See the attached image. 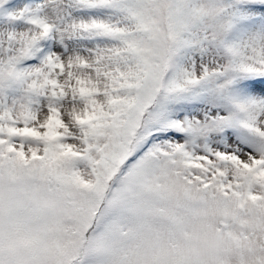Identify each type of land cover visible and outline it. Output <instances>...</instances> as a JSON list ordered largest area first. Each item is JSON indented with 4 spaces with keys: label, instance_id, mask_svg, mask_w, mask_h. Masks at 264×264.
<instances>
[{
    "label": "snow or ice",
    "instance_id": "1",
    "mask_svg": "<svg viewBox=\"0 0 264 264\" xmlns=\"http://www.w3.org/2000/svg\"><path fill=\"white\" fill-rule=\"evenodd\" d=\"M0 264H264V0H0Z\"/></svg>",
    "mask_w": 264,
    "mask_h": 264
}]
</instances>
